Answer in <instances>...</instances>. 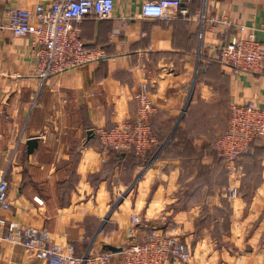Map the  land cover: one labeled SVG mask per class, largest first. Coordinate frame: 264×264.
Listing matches in <instances>:
<instances>
[{
  "label": "crops",
  "instance_id": "0c3cea01",
  "mask_svg": "<svg viewBox=\"0 0 264 264\" xmlns=\"http://www.w3.org/2000/svg\"><path fill=\"white\" fill-rule=\"evenodd\" d=\"M53 1L0 0V22L7 9ZM113 1L112 18L79 26L86 48L106 57L45 81L33 38L0 29V175L11 202L0 217L48 230L76 256L126 248L155 230L179 238L189 264H264V136L236 163L235 178L214 154L233 104L264 107V73L203 65L240 26L257 30L264 45V0H191L189 18L170 20L141 16L151 0ZM144 85L163 144L145 168L136 155L104 150L96 136L137 118ZM133 216L140 223L131 235ZM0 264L48 263L1 240Z\"/></svg>",
  "mask_w": 264,
  "mask_h": 264
},
{
  "label": "built area",
  "instance_id": "2783aa9c",
  "mask_svg": "<svg viewBox=\"0 0 264 264\" xmlns=\"http://www.w3.org/2000/svg\"><path fill=\"white\" fill-rule=\"evenodd\" d=\"M191 0H151L142 6L141 16L150 19L170 20L174 17L189 18L186 7ZM115 10L113 0H54L50 5H37L33 9L10 8L4 11L0 29L9 30L14 37L31 36L36 71L42 81L106 57L102 50H87L81 38L80 24L86 18L110 19ZM216 23L227 20L216 18ZM240 36L216 49L215 59L233 73H264V45L256 40L257 30L240 26ZM264 32V27L261 29ZM138 115L113 128H99L96 136L101 145L114 152H134L140 158L158 147L153 135L151 119L156 106L147 86L136 94ZM264 136V107L253 103L233 104L230 108L228 127L220 137L215 150L217 157L228 164L230 175L237 177L236 163L251 152L252 144ZM232 197L237 188L229 189ZM11 208L9 184L5 174L0 175V211ZM140 219L133 216L130 234H135ZM0 241L22 245L27 251L48 264H189L190 251L174 235L151 230L140 243H132L118 254L103 252L76 256L70 247L56 244L46 229L21 225L0 217Z\"/></svg>",
  "mask_w": 264,
  "mask_h": 264
},
{
  "label": "trees",
  "instance_id": "16d2710c",
  "mask_svg": "<svg viewBox=\"0 0 264 264\" xmlns=\"http://www.w3.org/2000/svg\"><path fill=\"white\" fill-rule=\"evenodd\" d=\"M188 9L190 8V5L188 6H186ZM190 10V9H189ZM82 38V37H81ZM87 49V48H86ZM88 50V49H87ZM204 66H206L207 65V67H208V69L211 67V66H219L221 69H224V70H228L227 68H225L223 65H222V63H221V61L220 60H216V59H210V60H207L206 61V63H204L203 64ZM220 139V138H219ZM257 140H259V139H257ZM256 140V141H257ZM216 143H217V141H216ZM255 143V142H254ZM253 143V144H254ZM253 144H252V146H251V149L253 148ZM162 143H161V146H159L158 148H156V149H154L153 151H151V152H149V154L147 155V158L146 159H141V158H138L137 157V159H139V160H141L142 161V163H143V168H145V167H147L148 165H149V163L150 162H152L155 158H156V156L158 155V153L160 152V150H161V147H162ZM170 145V148L171 147H173V145H172V143L171 144H169ZM168 145V146H169ZM116 154H118V155H120V156H122V155H127V154H132L133 156H135L136 154L134 153V152H132V153H130V152H115ZM214 154H215V157H216V159L218 160V161H220V162H224V160H221V159H219L218 157H217V153H216V150L214 151ZM136 157V156H135ZM244 157V156H243ZM103 252H106V251H103ZM103 252H101V253H103Z\"/></svg>",
  "mask_w": 264,
  "mask_h": 264
},
{
  "label": "water",
  "instance_id": "95a60500",
  "mask_svg": "<svg viewBox=\"0 0 264 264\" xmlns=\"http://www.w3.org/2000/svg\"><path fill=\"white\" fill-rule=\"evenodd\" d=\"M37 140H30L27 142V145L29 147V152L31 153L33 151V149L37 146ZM104 249L108 252H111V253H114V254H118V253H121L123 251V248H117V247H114V246H110V245H106L104 247Z\"/></svg>",
  "mask_w": 264,
  "mask_h": 264
},
{
  "label": "rangeland",
  "instance_id": "374dc122",
  "mask_svg": "<svg viewBox=\"0 0 264 264\" xmlns=\"http://www.w3.org/2000/svg\"><path fill=\"white\" fill-rule=\"evenodd\" d=\"M151 97H152V96H151ZM229 114H230V112H229ZM228 120H229V119H228ZM102 147H103V146H102ZM103 149H104V150H108V151H112V150H109V149H107V148H105V147H103ZM113 152H114V151H113ZM156 232H157V231H156ZM141 242H142V241H141ZM141 242H140V243H141ZM138 243H139V242H138Z\"/></svg>",
  "mask_w": 264,
  "mask_h": 264
}]
</instances>
